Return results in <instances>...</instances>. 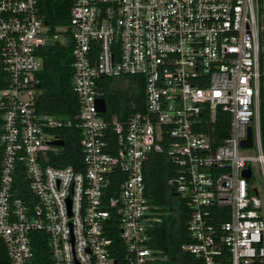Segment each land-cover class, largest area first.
<instances>
[{"label": "built area", "instance_id": "built-area-1", "mask_svg": "<svg viewBox=\"0 0 264 264\" xmlns=\"http://www.w3.org/2000/svg\"><path fill=\"white\" fill-rule=\"evenodd\" d=\"M38 5L0 0V238L11 264H32L33 231L48 234L53 264H177L149 243L163 212L147 197L145 165L159 152L190 212L182 249L205 264H264L253 170L264 182V0H73L54 30ZM57 42L72 48L75 118L38 106L40 52ZM128 75L144 78L145 108L108 118L103 78ZM69 128L80 133L82 170L49 162ZM21 165L32 206L16 193Z\"/></svg>", "mask_w": 264, "mask_h": 264}, {"label": "trees", "instance_id": "trees-1", "mask_svg": "<svg viewBox=\"0 0 264 264\" xmlns=\"http://www.w3.org/2000/svg\"><path fill=\"white\" fill-rule=\"evenodd\" d=\"M73 0H39L38 9L45 23L53 30L69 22V13ZM42 70L39 73L43 94L38 100L41 111L66 114L75 118L78 112V97L73 90V56L70 45L57 42L41 49ZM2 63L0 62V88L6 85ZM104 96L108 110L104 114L108 118L117 116L126 122L131 114L143 111L145 108V80L139 75L103 78ZM224 114L219 111V116ZM218 123V122H217ZM228 123L223 132L218 123V135L228 136ZM78 132V131H77ZM73 128L62 130L66 145L58 153L51 154L50 163L65 167L72 165L76 170H82V152L80 149V133ZM114 140V138H112ZM111 139V140H112ZM3 158V149L0 145V172ZM176 173V167L168 158L167 153H153L145 165L146 194L150 202L159 206L162 221L151 229L150 246L163 250L165 254L177 264H205L202 259L182 249V245L192 242L188 230L190 212L184 200L175 195L169 186V178ZM16 193L18 197L28 201L32 206L36 197L30 191L29 180L24 170L16 176ZM108 234L115 242L120 243L119 229L116 224L108 226ZM34 259L32 264H53L48 244V234L43 231L31 233ZM122 259L121 254L116 255ZM0 264H11L6 245L0 238Z\"/></svg>", "mask_w": 264, "mask_h": 264}, {"label": "water", "instance_id": "water-1", "mask_svg": "<svg viewBox=\"0 0 264 264\" xmlns=\"http://www.w3.org/2000/svg\"><path fill=\"white\" fill-rule=\"evenodd\" d=\"M98 105H99V110L104 112L107 109V105H106V99L105 98H100L98 100ZM51 144H55V145H59V146H64L65 145V141L63 139H59V140H55L52 141ZM253 145V134H252V128H249V137L248 139H246L243 142V146L248 147V146H252ZM244 175L246 177H250L251 176V168H248L244 171ZM174 190V188H173Z\"/></svg>", "mask_w": 264, "mask_h": 264}, {"label": "rangeland", "instance_id": "rangeland-1", "mask_svg": "<svg viewBox=\"0 0 264 264\" xmlns=\"http://www.w3.org/2000/svg\"><path fill=\"white\" fill-rule=\"evenodd\" d=\"M249 153L254 154L255 153L254 149L249 150ZM253 170H254V181L258 185L260 192L263 193V191H264L263 178H262V175L260 173V170H259L257 164H255V163L253 164Z\"/></svg>", "mask_w": 264, "mask_h": 264}]
</instances>
